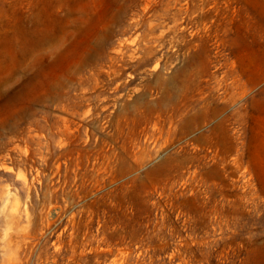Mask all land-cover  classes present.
<instances>
[{"label": "rangeland", "instance_id": "374dc122", "mask_svg": "<svg viewBox=\"0 0 264 264\" xmlns=\"http://www.w3.org/2000/svg\"><path fill=\"white\" fill-rule=\"evenodd\" d=\"M0 264H264V0H0Z\"/></svg>", "mask_w": 264, "mask_h": 264}, {"label": "bare ground", "instance_id": "6f19581e", "mask_svg": "<svg viewBox=\"0 0 264 264\" xmlns=\"http://www.w3.org/2000/svg\"><path fill=\"white\" fill-rule=\"evenodd\" d=\"M7 217H9V216H7Z\"/></svg>", "mask_w": 264, "mask_h": 264}]
</instances>
